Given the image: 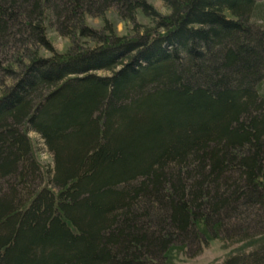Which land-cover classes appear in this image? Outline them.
Returning <instances> with one entry per match:
<instances>
[{
    "label": "trees",
    "instance_id": "1",
    "mask_svg": "<svg viewBox=\"0 0 264 264\" xmlns=\"http://www.w3.org/2000/svg\"><path fill=\"white\" fill-rule=\"evenodd\" d=\"M162 1L0 0V264H264V3Z\"/></svg>",
    "mask_w": 264,
    "mask_h": 264
},
{
    "label": "rangeland",
    "instance_id": "2",
    "mask_svg": "<svg viewBox=\"0 0 264 264\" xmlns=\"http://www.w3.org/2000/svg\"><path fill=\"white\" fill-rule=\"evenodd\" d=\"M259 3H264V0H257ZM154 9L160 14L165 15L169 13L168 7L162 0H149ZM107 17L115 24V32L120 37H133L146 33V31H154L156 29L154 21L149 18L137 16L135 22L132 21H121L115 10L110 9L107 13ZM87 23L94 29L102 30V22L98 17L87 16ZM258 20H261L259 15ZM47 36L52 43L53 50L55 52H63L69 45L70 40L67 37L59 35L52 28L47 29ZM87 40V41H86ZM82 40L84 46H94V43L88 39ZM80 42V44H81ZM82 45V46H83ZM43 57H48L51 53L45 49L39 50ZM97 74L105 75L109 74V71H97ZM13 78L5 77L4 85L0 86V94L3 92L7 85L12 84ZM34 151L38 161L43 165L44 168H51L52 158L49 152L44 148L41 140L35 133L30 132ZM241 243H225L221 240H211L206 246L203 247L202 252L194 257H186L181 254L177 257L179 264H220L223 259L231 252L238 249Z\"/></svg>",
    "mask_w": 264,
    "mask_h": 264
}]
</instances>
